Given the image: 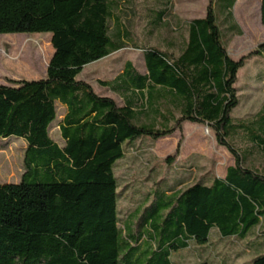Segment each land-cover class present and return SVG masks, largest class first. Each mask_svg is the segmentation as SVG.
I'll use <instances>...</instances> for the list:
<instances>
[{
    "label": "trees",
    "instance_id": "1",
    "mask_svg": "<svg viewBox=\"0 0 264 264\" xmlns=\"http://www.w3.org/2000/svg\"><path fill=\"white\" fill-rule=\"evenodd\" d=\"M237 1L225 5L230 20ZM215 3L209 0L206 16L188 23L178 57L142 49L147 74L127 63L114 81L101 83L125 93L145 90L149 114L162 124L138 125L133 102L119 107L77 79L86 66L127 47L121 35L116 40L109 35L114 2L0 0V35L51 34L54 50L46 78L0 85V141L18 137L27 143L21 182H0V264H174L173 251L187 249L191 240L206 244L213 229L241 241L256 230L264 237V173L246 167L245 156L230 142L244 131L264 147V109L255 123L259 134L232 119L239 105L238 72L264 55V43L233 60L222 40ZM163 17L161 13L158 22ZM232 30L239 27L234 24ZM57 103L67 108L59 124L63 148L50 137ZM157 105L167 107L171 119ZM174 111L180 116L175 118ZM185 122L208 125L235 165L211 185L199 182L165 193L140 230L139 223L137 230L131 223L128 231L126 225L121 229L115 167L126 146L145 137H169L182 131ZM251 264H264V253Z\"/></svg>",
    "mask_w": 264,
    "mask_h": 264
},
{
    "label": "rangeland",
    "instance_id": "2",
    "mask_svg": "<svg viewBox=\"0 0 264 264\" xmlns=\"http://www.w3.org/2000/svg\"><path fill=\"white\" fill-rule=\"evenodd\" d=\"M109 1L115 3L113 18L109 20V35L114 40L121 35L127 47L101 62L86 66L78 80L90 84L102 97L112 96L121 101L101 83L112 81L121 75L128 61L132 62L139 73L147 74L142 49L155 48L178 57L188 38V23L206 16L209 0ZM215 2L222 40L232 59L238 61L264 43L261 0H238L232 9V20L229 12L225 11L227 0ZM161 13L164 17L158 22L157 18ZM234 24L239 27L240 33L239 30H232ZM51 39V34L0 35V85L15 86L13 81L46 78L54 54ZM236 87L239 105L232 113L233 122L236 125H249L259 134L255 123L258 114L264 109V55L247 61L239 70ZM62 112L63 109L58 105V115ZM173 115L178 117L176 112ZM167 117L171 119L168 113ZM60 121L58 117L51 125L50 137L63 148L65 143L59 129ZM144 121L148 120L143 119ZM188 124L186 127L182 125V131L160 141L145 137L126 146L125 159L115 167L119 183L118 212L121 229L127 226L128 231L131 223L137 230L139 223L140 230L141 221L151 214L153 207L163 203L165 193L172 192L181 185L186 189L199 182L204 175H207V179L216 177L232 163V155L226 148L218 145L215 134L208 125ZM230 142L245 156L246 167L264 173V147L252 143L244 131L237 132ZM26 148V141L18 137L0 141L2 184L21 182L25 173ZM168 158H174V161L168 163ZM177 180L184 182L176 184ZM165 181L170 183L166 184ZM263 228L264 225L260 232ZM216 235L213 230L212 244L208 247L213 255L218 252ZM256 236L259 239H255ZM255 242L257 252L249 249L251 243ZM223 246V251L214 258L220 264L227 263L226 251L231 249L234 253H240L234 258L233 264H251L258 255L264 253V237L256 230L255 237L249 240L227 238L224 239ZM247 250L251 252L248 253Z\"/></svg>",
    "mask_w": 264,
    "mask_h": 264
},
{
    "label": "crops",
    "instance_id": "3",
    "mask_svg": "<svg viewBox=\"0 0 264 264\" xmlns=\"http://www.w3.org/2000/svg\"><path fill=\"white\" fill-rule=\"evenodd\" d=\"M112 55H110V56H112ZM109 57H107V58H109ZM107 58H105V59H107ZM103 60H101V61H103ZM143 60H144V57H143ZM101 61H99V62H101ZM235 61H237V60H235ZM127 63H131L132 64V62L128 61V62L125 63V65ZM132 66H133V64H132ZM133 68H134V66H133ZM124 69H125V66H124ZM124 69H123V71H124ZM142 75H145V74H142ZM78 78H79V76H78ZM115 79H113L112 81H114ZM112 81H109V82H112ZM105 87H107L110 91H112V93H114L115 95H117L120 98L121 101H118L116 98H114L112 96L109 97V98H112L114 101H116V103L118 104L119 107H124L127 102H133V105H132L133 108L132 109H133V112L137 115L136 116V119H135V122L138 125L150 124L152 122L154 123L155 121H157V124H162V120H160L159 118H157L155 116V114H149V112H150L149 109L150 108H149V105L147 104V98H146V92H145V90H139V89H134L133 88L130 91H128L127 93H125V92H122L121 90L114 91V90L111 89V86H105ZM58 105H60L61 108L63 109L62 114L60 116L58 115L59 119L62 120L64 118L66 112H67V108L64 105H62L61 103H57V111H58ZM159 108H160L161 113L167 116V112H166L167 111V107L161 106V105H157V111H158ZM141 113H144V115H140ZM179 116L180 115L178 114V117ZM143 119H146L148 121L147 122L146 121L143 122ZM188 123H190V122L183 123V127H186L187 125H189ZM192 124H194V123H192ZM197 125H201V124H197ZM161 139H163V138H161ZM161 139L156 140V141H160ZM140 140H138V141H140ZM138 141H136V142H138ZM125 157H126V154H125ZM125 157L122 160H120L119 162H117L116 166L119 165L125 159ZM232 160H233L232 163L226 168V170H224L221 173H218V176H216V178L225 179L228 168L235 165L234 158ZM181 170L182 171H185L184 169H180V171ZM253 170H255V169H253ZM204 176L206 178L203 177L199 182H202V183H204L206 185H211L215 177L213 176L211 179H207V175H204ZM203 179H205V182H204ZM206 181H208V182H206ZM176 182H177L176 184H182L184 181L183 180H180V181L177 180ZM199 182H197V183H199ZM165 183L166 184H169L170 182L165 181ZM186 189H183V187L181 185V186L175 187L172 192H167L166 194L171 195L173 193L181 192V191H184ZM213 230H215L216 231V234H217L216 235V237H217V246H216V249L218 250V252H215L214 255L212 253H210V251L208 249V247L212 244V241H211V232ZM213 230H211L210 235H209V241L206 244H203V245L202 244H198L195 240H191L190 241V245H189V247L187 249H181V250H175V251H173L172 254H171V260H172V262L174 264H200L202 262H208L209 264H220L214 258L216 257V255L218 253H221L223 251V248H225V246H223V243H224V239H227V238L221 237V235L218 233V231L216 229H213ZM253 237H255V235ZM249 242H253V241H249ZM255 244H257V242L251 243V247H249V249L250 250L253 249V250H255V252H257V245H255ZM250 250H247V252L248 253L251 252ZM226 254H228L227 255V263L226 264H233L234 258H237L240 253H234V251L231 249L229 251H226ZM221 264H224V263H221ZM234 264H235V262H234Z\"/></svg>",
    "mask_w": 264,
    "mask_h": 264
}]
</instances>
